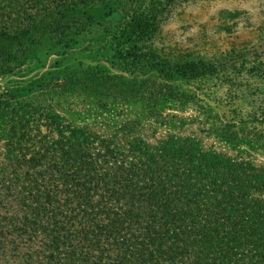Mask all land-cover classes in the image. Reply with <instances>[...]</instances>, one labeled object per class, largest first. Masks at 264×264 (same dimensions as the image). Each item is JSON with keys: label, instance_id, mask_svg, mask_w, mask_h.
Here are the masks:
<instances>
[{"label": "trees", "instance_id": "16d2710c", "mask_svg": "<svg viewBox=\"0 0 264 264\" xmlns=\"http://www.w3.org/2000/svg\"><path fill=\"white\" fill-rule=\"evenodd\" d=\"M113 2L123 27L108 43L122 74L72 70L52 90H79L100 108L141 100L158 118L160 101H183L170 83L216 71L145 50L160 1L0 0V78L41 49H70ZM28 106L0 98V264H264L263 167L193 138L150 143L136 121L106 136ZM236 124L220 130L233 137Z\"/></svg>", "mask_w": 264, "mask_h": 264}, {"label": "rangeland", "instance_id": "374dc122", "mask_svg": "<svg viewBox=\"0 0 264 264\" xmlns=\"http://www.w3.org/2000/svg\"><path fill=\"white\" fill-rule=\"evenodd\" d=\"M156 1L161 3L159 20L145 50L171 61H203L217 67L207 77L170 83L183 101H160L158 118L149 115L151 108L141 100L112 99L100 108L91 95L50 87L51 79L72 70L122 74L112 65L114 52L108 43L123 27L116 2L107 7L104 22L70 49L59 55L41 49L13 74L0 78V98L15 94L32 107V113H56L72 125L106 136L136 121L150 143L168 135L193 138L206 149L264 168V0ZM233 123L236 135L225 136L220 128ZM40 130L45 133V128ZM128 139L123 136L121 141Z\"/></svg>", "mask_w": 264, "mask_h": 264}]
</instances>
